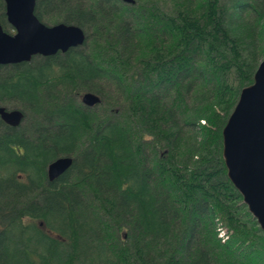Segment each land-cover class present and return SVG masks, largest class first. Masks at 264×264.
<instances>
[{
  "label": "trees",
  "instance_id": "1",
  "mask_svg": "<svg viewBox=\"0 0 264 264\" xmlns=\"http://www.w3.org/2000/svg\"><path fill=\"white\" fill-rule=\"evenodd\" d=\"M33 13L85 38L0 64V106L22 113L0 120V264H264L221 157L264 54V0H35Z\"/></svg>",
  "mask_w": 264,
  "mask_h": 264
},
{
  "label": "water",
  "instance_id": "2",
  "mask_svg": "<svg viewBox=\"0 0 264 264\" xmlns=\"http://www.w3.org/2000/svg\"><path fill=\"white\" fill-rule=\"evenodd\" d=\"M133 3L134 0H121ZM35 0H3L5 21L13 32L0 24V64L27 61L34 55L47 56L80 46L85 38L75 24H44L33 13ZM85 106L99 102V97L84 92ZM18 109L0 106V120L10 126L20 123ZM221 157L226 176L241 196L247 211L264 233V54L258 62L252 82L239 91L237 100L221 129ZM71 156L57 157L46 167L52 180L71 164Z\"/></svg>",
  "mask_w": 264,
  "mask_h": 264
},
{
  "label": "rangeland",
  "instance_id": "3",
  "mask_svg": "<svg viewBox=\"0 0 264 264\" xmlns=\"http://www.w3.org/2000/svg\"><path fill=\"white\" fill-rule=\"evenodd\" d=\"M7 24H8V23H7ZM50 24H51V23L47 22V25H50ZM8 25H9V24H8ZM6 31H7V32H10V33L13 32L11 26L7 27V28H6ZM83 31H84V30H83ZM222 234H223V233H222Z\"/></svg>",
  "mask_w": 264,
  "mask_h": 264
},
{
  "label": "bare ground",
  "instance_id": "4",
  "mask_svg": "<svg viewBox=\"0 0 264 264\" xmlns=\"http://www.w3.org/2000/svg\"><path fill=\"white\" fill-rule=\"evenodd\" d=\"M2 27V26H1ZM3 29V28H2ZM4 30V29H3ZM6 31V30H5ZM7 32V31H6Z\"/></svg>",
  "mask_w": 264,
  "mask_h": 264
}]
</instances>
